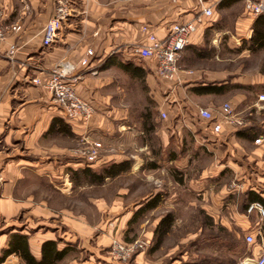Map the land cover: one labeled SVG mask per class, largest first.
<instances>
[{
	"label": "crops",
	"instance_id": "0c3cea01",
	"mask_svg": "<svg viewBox=\"0 0 264 264\" xmlns=\"http://www.w3.org/2000/svg\"><path fill=\"white\" fill-rule=\"evenodd\" d=\"M222 1L224 0H72L78 14L64 25L56 42L46 47L44 28L55 14L56 0H0L2 27L6 33L5 39L0 42V219L3 223L0 228V256L9 248L10 240L15 235H24L28 238L30 253L37 261L42 259L43 245L55 242L58 251L68 250L65 258L55 264H118L109 256L111 246L114 236L121 235L129 224L132 218L130 215L125 225L118 221L92 225L84 217H75L74 212L68 208L59 209L51 200H46V197L52 199L53 192L56 194L60 191L61 183L66 184L65 189H61L63 192L67 191L66 196H70V192L73 194L68 171L86 166L83 160L74 159L72 144L59 145L53 141L59 135L69 134L57 131L50 133L52 123L61 119L70 127V137L73 139L77 137L86 140L94 134L105 137L112 135L110 120L126 117L111 106V102L128 99L122 79L132 78V75L124 70L123 65H127L129 71L135 67L142 69L150 88V96L158 89L157 82L166 85L164 91L168 93L158 108L157 121L163 124L173 114L178 118V125L175 127L167 125L157 130L158 134L168 139V145L172 134H178L183 141L181 130L185 127L193 134L196 143L202 146L201 149L207 148L208 152L223 155L225 150L230 149L234 154L245 155V146L241 145L245 141L255 146L260 158H264V143L255 145L252 140L238 139L235 130L228 125H224L222 134L210 131V139L202 138L192 118L195 114L208 129V122L198 117V110L209 108L217 111L221 106H216L215 101L224 93L197 95L193 92L197 87L215 86L213 83L221 76L215 71L220 70L221 64L225 63L220 55L235 48L243 54L264 51L252 52L249 47H244V41L249 42L252 38L253 24L257 17H248L243 12L237 15L235 32L222 22L217 23L219 12H229L244 2L225 0L228 1L227 4L220 8ZM206 8L213 9L212 17L203 14ZM190 22H198V31L190 38V43L183 52L180 83L176 84V87L180 86V95L177 97L176 91L168 88L170 83L157 77L155 62L144 59L141 61L135 56V50L148 44V33L144 31V27H150L159 38L164 39L169 35L173 24ZM88 50L94 53L91 61L98 73L94 76L81 72L83 78L76 85L78 94L90 102L96 111L94 120L86 124L69 121L52 101V95L45 85L51 71L62 62L72 63L80 72V62ZM37 78L41 79L42 84H33L32 81ZM255 85V91H259L256 101L252 108L248 106L246 109L250 108L256 114L258 108H264V103L259 102L260 95L264 94V81H258ZM187 93L195 99H191ZM169 100L171 104L167 102ZM227 102L238 112V100L225 101ZM175 108H178L177 112ZM161 112L167 114L164 121L160 120ZM255 122L264 132V119L259 122L255 119ZM201 139L203 142H200ZM231 154L227 157V164L221 163L220 170L215 169L219 175L228 166L233 168L229 170L238 171L233 167L235 163L230 162ZM250 156L248 154L250 159H254ZM180 159L178 154L176 161ZM125 160V156H104L99 164ZM185 160L180 161L184 163ZM257 162L264 170V159ZM208 178L213 177H198L195 179V186L201 190ZM261 180L262 184L257 188L264 197V176ZM30 182L32 186H29ZM228 194L227 191L222 194L214 193L212 199L215 204L210 209L217 215L211 214L216 224L232 228L219 215L223 208L222 200L224 202ZM232 207L234 208L233 205ZM206 210L211 213L208 208ZM252 216L243 214L236 204L234 222L245 234L254 232L258 239L256 247L262 251L264 224L258 212H254ZM149 236L152 238L153 234ZM250 261L246 258L244 264ZM2 264L26 263L20 255L13 253Z\"/></svg>",
	"mask_w": 264,
	"mask_h": 264
},
{
	"label": "rangeland",
	"instance_id": "374dc122",
	"mask_svg": "<svg viewBox=\"0 0 264 264\" xmlns=\"http://www.w3.org/2000/svg\"><path fill=\"white\" fill-rule=\"evenodd\" d=\"M243 1L229 12H219L217 23L222 22L235 32L237 15L243 12L251 17L246 9V0ZM220 56H223L225 63L221 64L220 70L215 71L221 76L219 75L220 79L213 84L222 85L227 90L216 98L215 105L222 106L225 101L238 100V113L245 115L252 111L250 108L256 101L259 92L255 91L257 90L255 83L264 81V51L243 54L235 48ZM182 62L183 58L178 64L176 79L168 84V88L176 91L177 97L180 95L178 90L180 86L176 87V84L180 83L181 74L179 71ZM122 83L128 99L122 102H111V106L118 109L120 113H124L126 117L110 120L112 135L105 137L101 134H94L86 140L59 135L53 141L59 145L69 144L71 146L72 144V154L77 161H86L85 150L100 143L103 147L100 151L101 160L104 159V156H125L127 160L132 161L131 170L116 179L107 180L101 186L85 185L78 188L73 186V194L71 192L68 194L70 196L65 195L67 191H61V189H65L66 185L61 183L60 191L56 194L53 192L52 199L47 196L46 200H51L53 205L59 209L72 210L75 217H84L92 225L113 221L123 222L125 225L129 215L133 218L134 213H137L146 203L158 194L162 195V204L157 209L145 213L132 226L127 224L121 235L114 236V241L123 244L137 241L149 242V247L145 251L139 250L128 262L117 261L118 264H133V260L134 264H182L185 262L241 264L245 263L246 258H249L251 260L249 264H252V260L257 259L264 249L258 250L257 243L244 246L245 233L233 220V215L235 217L236 213L237 197L229 191V186L233 181L246 177L247 184L251 183V185L259 187L262 184L264 170L258 165L257 160L264 158H260L255 146L245 141L241 142V145L245 146L247 153L245 155L234 154L230 149L225 150L223 155L208 152L207 148L201 149L202 146L196 143L193 134L185 127L181 130L183 141L180 140L178 134H172L168 145V139L158 134L157 130L167 125L175 127L178 125V118H175L173 114L170 120L163 124L157 121L158 108H160L162 100L164 101L167 97L168 92L164 91L166 85L157 82L158 89L156 88L150 96L146 78L141 80L128 77L122 79ZM188 96L195 99L190 93ZM239 99H243V101ZM170 101L167 102L170 103ZM248 106H250L249 110L246 109ZM175 109L177 112L178 108ZM242 109L244 110L240 111ZM258 109V113H254L253 119L259 122L264 119V108ZM151 114L155 130L152 134H148L144 130V124L150 120ZM194 115L192 118L194 124L196 123L197 131L202 138L210 139L212 135L210 130L206 129L205 124ZM200 142H203L202 139ZM166 144L168 146H165ZM255 145L257 144L255 143ZM230 153H232L230 162L231 164L235 163L232 166L238 171H231L229 169L233 168L228 166L223 168L224 172L219 175L215 169L216 171L220 170L221 163L229 162L227 157H230ZM178 154L180 160L186 159L184 163L180 160L176 161ZM248 154L254 159H250ZM180 163L182 164L180 165ZM102 165L98 161L93 163L91 168L99 169ZM202 176L213 177L205 181V185L201 188L203 191L194 184L195 179ZM29 184L32 186L31 182ZM43 190L46 191L44 187ZM223 191H227L229 196L224 202L222 200L223 208L219 211V215L224 218L227 224L232 225V228L224 226L221 228V225L216 224V220L211 215L214 211L211 212L210 208L215 204L212 196L214 193L222 194ZM206 207L211 213L206 210ZM168 213L175 216L172 231L165 238L161 248L153 251L154 230ZM214 215L216 214L214 213ZM2 227L3 223L0 219V228ZM149 234H153V237L150 238ZM243 246L245 248H240ZM109 256L113 259L111 254Z\"/></svg>",
	"mask_w": 264,
	"mask_h": 264
},
{
	"label": "built area",
	"instance_id": "2783aa9c",
	"mask_svg": "<svg viewBox=\"0 0 264 264\" xmlns=\"http://www.w3.org/2000/svg\"><path fill=\"white\" fill-rule=\"evenodd\" d=\"M247 12L258 17L264 15V0H246ZM77 9L72 0H56L55 14L47 22L44 28V45L49 47L59 38L64 25L77 15ZM206 17L213 16V9L206 8L203 11ZM3 12L0 9V42L6 37L2 27ZM200 22V20H199ZM20 30V28H18ZM148 33V44L142 45L135 50V55L144 60H153L156 65V75L159 79L170 82L176 79L178 75V64L183 56V52L190 43V38L198 31V22L175 23L171 26L169 35L161 39L150 27H144ZM14 48H12L13 52ZM94 56L92 50H88L85 57L80 62L81 71L69 62H62L57 65L50 73L49 80L45 85L52 95V101L63 112L65 117L72 122L90 123L94 120L96 111L92 104L83 99L76 90V85L82 80L81 72H88L91 75H97V68L93 65L91 58ZM34 85L42 84L41 79L33 81ZM259 102L264 103V94L260 95ZM254 112L250 111L245 115L238 113L231 103L223 104L217 111L207 108L198 110V117L212 125V133L220 134L224 125L233 129H239L252 125ZM167 114L161 112L160 120H166ZM257 145L264 143L260 138L255 141ZM102 144L96 143L85 150L86 162L90 165L101 160L100 151ZM246 188L258 189L256 185H248L239 180L233 181L229 186V191L233 194L243 193ZM258 211L261 221L264 222V207L261 204H253L249 208V213ZM256 235L249 233L246 235L248 245L256 244ZM149 247V242L137 241L131 244H123L114 241L111 246V255L113 259L120 262H128L132 256L139 250L145 251ZM244 264V263H241ZM249 264V263H247ZM252 264H264V250L261 255L252 261Z\"/></svg>",
	"mask_w": 264,
	"mask_h": 264
},
{
	"label": "trees",
	"instance_id": "16d2710c",
	"mask_svg": "<svg viewBox=\"0 0 264 264\" xmlns=\"http://www.w3.org/2000/svg\"><path fill=\"white\" fill-rule=\"evenodd\" d=\"M228 1L225 0L222 1L220 3V8H223ZM244 47H249V49L252 50V52H258L264 50V15L258 16L257 19L255 20L253 24L252 38L249 42L244 41ZM141 61H143V59H141ZM127 67H128L127 65H123L124 70L128 74H131L133 78L141 79V80L145 79V74L142 72V69L140 67H135L133 68L132 71H129ZM226 90L227 88L223 87L222 85L221 86L207 85V86L194 88L193 92L196 93L197 95L223 94L224 92H226ZM149 119L150 122L147 121L144 124V130L147 131L146 133L152 134L153 131L155 130L152 114L149 116ZM253 122L254 123L248 127H243L239 129L232 128L233 130H235L238 139H247L255 142L257 139H260L262 138V136H264L263 130L259 128V126L257 125L254 119ZM211 127H212L211 123H208L207 128L210 129V131L212 132ZM56 131L59 133H65V134L68 133L69 136H72L70 127L64 124L61 119H56L52 123L50 133ZM223 132H224V128L220 134H222ZM82 162H84L86 165L84 168L77 170L69 169L68 171L70 175V181L73 184L74 188L83 187L85 185L88 186L104 185L107 180L116 179L121 175L129 172L132 166L131 160H125L119 163L116 162L105 163L99 169H93L91 168L92 164L89 165L86 161H82ZM239 181L243 183L247 182L246 179H241ZM262 194L263 193L258 189L255 190L251 188H246V190L243 193L236 194L238 209L243 214H248L250 217H253L252 214L258 211H253L249 213V208L253 204H257V203L261 204L264 207V197ZM162 201H163L162 195L158 194L156 197H154L152 200L146 203L144 207H142L139 211H137V213L134 214V217L129 222L130 226L138 222L139 219L145 215V213L157 209L160 206V204H162ZM174 223H175V216L172 213H168L159 222V224L154 230V248L152 249L153 251L159 250L161 248L165 238L168 236V234L171 233ZM222 227L223 226H221V228ZM249 233L254 234V232L252 231ZM249 233H246L244 237L243 243L245 247L248 245L246 241V235ZM244 246L240 248H245ZM13 253H17L18 255H20V257L26 264H55L59 260L61 261L65 258V256L68 254V250L58 251L55 242H47L43 245L42 259L40 261H37L30 253L28 238L24 235H15L10 240L9 248L2 252V255L0 256V264L4 263L6 258ZM182 264H202V263L185 262Z\"/></svg>",
	"mask_w": 264,
	"mask_h": 264
}]
</instances>
